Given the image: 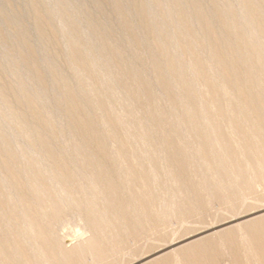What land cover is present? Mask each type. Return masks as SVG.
<instances>
[{
	"label": "rangeland",
	"instance_id": "obj_1",
	"mask_svg": "<svg viewBox=\"0 0 264 264\" xmlns=\"http://www.w3.org/2000/svg\"><path fill=\"white\" fill-rule=\"evenodd\" d=\"M186 1L0 0V264H264V0Z\"/></svg>",
	"mask_w": 264,
	"mask_h": 264
},
{
	"label": "bare ground",
	"instance_id": "obj_2",
	"mask_svg": "<svg viewBox=\"0 0 264 264\" xmlns=\"http://www.w3.org/2000/svg\"><path fill=\"white\" fill-rule=\"evenodd\" d=\"M199 1L200 0H193V2L191 3V5H190V9H191V14L192 15H194V12H192V11H194L198 6H196V5H199ZM246 1V2H245ZM243 2H245V6H247V8H249V9H251V8H253L254 7V3H261V1L260 0H254V2H253V0L251 1V0H243ZM221 3H222V0H211L210 2H209V4H208V6H207V8H206V12L205 13H202V16L201 17H199V19H197V20H199L200 21V24H201V26H204V25H206V23H207V21L208 20H215V19H217L218 17H219V15H218V9H219V7H221ZM179 4L180 5H186L187 4V1L186 0H179ZM138 6V5H137ZM171 7H175V5L173 4V3H171L169 6H168V8H171ZM138 8H140V4H139V6H138ZM238 15V14H237ZM236 15V16H237ZM260 15H262L261 13H255V14H253V17H255V20L256 21H258L259 23H261V21H262V19L260 18ZM195 16V15H194ZM231 18V17H230ZM246 18V17H245ZM196 20V19H195ZM218 20V19H217ZM234 24V22H233V19H225V21H223V23L221 22H219V26H220V30L221 31H224V29L226 28V26L227 25H233ZM255 32L258 34V30L256 31L255 30ZM256 34V35H257ZM230 37V36H229ZM258 47H261V57H264V42H262V45L260 46H258ZM233 71L234 72H236V70L235 69H233ZM1 92H3V89H1V87H0V93ZM250 96H247V97H245V98H249V97H251V94L252 93H248ZM70 96H72V95H70ZM261 99H259V98H257V99H259V100H257L256 99V97L255 98H250L249 100L247 99V103H255L256 104V102L255 101H258L259 103H262V105H264V97H260ZM256 99V100H255ZM256 106V105H255ZM247 109V112H251V110L249 109V107H246ZM258 108H254L253 110H252V114L254 113V114H258L259 115V118H261V112H259L258 110H257ZM264 110V109H263ZM235 115H237V113L235 112V114H234V116L233 117H236L237 118V116H235ZM234 128H237V132H235L236 134H238V135H240L239 133V128L237 127V125L236 124H234ZM217 131V130H216ZM241 131V130H240ZM219 132V131H218ZM217 132V133H218ZM198 133H201V132H199L198 131ZM204 143H205V141H201V144L199 143V146H200V148H201V152H203V154L204 155H207V148H206V145H204ZM96 147H94V149H95ZM93 149V150H94ZM169 151H170V153L173 155V157H176V156H178L179 155V150H180V148L176 145V144H173V145H169ZM6 157V155H5V153L4 152H1V154H0V157ZM8 160H10V158H7ZM1 163V162H0ZM97 163V165H95V166H98V164L100 163V161H97L96 162ZM174 165H175V167H177L176 168V170L177 171H180L181 172V168L184 166V163H182V162H180V161H175L174 162ZM1 169V168H0ZM36 178H34V176H33V180H35ZM23 180V179H22ZM12 182H13V185H12V188H11V186H10V189H9V192L7 193V196H6V199H5V201H1L0 200V240L1 241H3L4 242V240H5V234H7V233H11V231H12V233H13V230H15L17 233L19 232L18 230H20V232H19V234H21L20 235V239H23L24 238V240L26 239L25 237L27 236V235H31L33 232H35V228H37V226H39V224H38V220L34 217V216H36V215H34L33 213L32 214H28V213H26L25 212V210L27 209V204H24V206H21V208H22V211H20V213H22L23 214V216L22 215H17V214H15V213H12V212H9V206L8 205H10V204H14V203H16L18 200H21V199H23L24 198V196H23V194H22V190H20V189H22L23 187H21L20 188V186L22 185V186H29V187H33L34 186V184H32L31 182H28L29 184H27V183H23L21 180H20V182H19V185L17 186V184H15L14 183V181L13 180H11ZM10 185H11V183H10ZM41 185V184H40ZM4 186H0V188L2 189ZM61 189V188H60ZM62 190V189H61ZM25 197H27V196H25ZM30 198H32V197H27L26 198V201L29 203V204H35V208L38 210V207H40V211H39V214L40 215H44V216H46V214H50L51 212H54V213H56L63 205H65L66 204V201L64 200V199H58L61 203H57V204H48V202H50V200H51V198L50 197H47L45 200H43V201H45V203L42 205L39 201H37V200H30ZM51 203V202H50ZM12 204V205H13ZM13 208L15 207V205L14 206H12ZM12 208V209H13ZM26 208V209H25ZM11 209V210H12ZM14 210H16V209H14ZM18 211V210H17ZM28 211V210H27ZM6 212H8V213H6ZM19 212V211H18ZM22 218H21V217ZM21 219L23 220V219H25V221H26V223H24L23 224V222L21 221ZM18 221H20V222H18ZM21 223L22 224V226H21V228L19 229L18 227H17V225H16V223ZM4 230V231H1V230ZM5 232V233H4ZM11 233V234H12ZM16 233V234H17ZM8 235V234H7ZM17 236V235H16ZM18 237V236H17ZM7 239V238H6ZM13 240V239H12ZM0 241V242H1ZM20 241H22V240H20ZM1 244V243H0ZM8 244V243H7ZM1 246V245H0ZM9 246V245H8ZM3 249V248H2ZM1 252L0 253H2V254H6V251H5V249L4 250H0Z\"/></svg>",
	"mask_w": 264,
	"mask_h": 264
}]
</instances>
